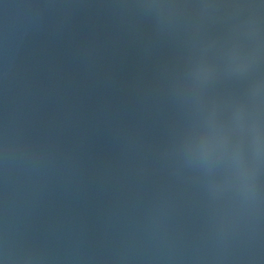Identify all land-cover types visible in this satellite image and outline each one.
I'll use <instances>...</instances> for the list:
<instances>
[{"label": "water", "instance_id": "1", "mask_svg": "<svg viewBox=\"0 0 264 264\" xmlns=\"http://www.w3.org/2000/svg\"><path fill=\"white\" fill-rule=\"evenodd\" d=\"M0 264H264V0H0Z\"/></svg>", "mask_w": 264, "mask_h": 264}]
</instances>
